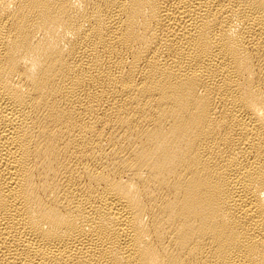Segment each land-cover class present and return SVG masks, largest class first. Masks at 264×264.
<instances>
[{"label": "bare ground", "instance_id": "obj_1", "mask_svg": "<svg viewBox=\"0 0 264 264\" xmlns=\"http://www.w3.org/2000/svg\"><path fill=\"white\" fill-rule=\"evenodd\" d=\"M0 264H264V0H0Z\"/></svg>", "mask_w": 264, "mask_h": 264}]
</instances>
